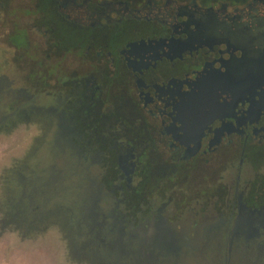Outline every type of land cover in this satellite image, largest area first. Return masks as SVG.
Returning a JSON list of instances; mask_svg holds the SVG:
<instances>
[{
    "label": "flooded vegetation",
    "instance_id": "flooded-vegetation-1",
    "mask_svg": "<svg viewBox=\"0 0 264 264\" xmlns=\"http://www.w3.org/2000/svg\"><path fill=\"white\" fill-rule=\"evenodd\" d=\"M8 25L27 86L0 73V131L43 125L34 206L62 194L132 264H264V0H0Z\"/></svg>",
    "mask_w": 264,
    "mask_h": 264
},
{
    "label": "rangeland",
    "instance_id": "rangeland-1",
    "mask_svg": "<svg viewBox=\"0 0 264 264\" xmlns=\"http://www.w3.org/2000/svg\"><path fill=\"white\" fill-rule=\"evenodd\" d=\"M24 18L23 15L19 17L18 23L20 26H23L25 21H27V19ZM72 31L73 30L69 29L67 25L60 24L57 29H54L53 35L67 47L70 42H74L75 34ZM7 33L13 34L16 42L23 38L20 36L18 37L16 33L14 34V27L8 25L6 30L0 32V53L3 52L5 45L10 49ZM31 40L35 41L38 40V38L33 35L31 36ZM4 54L7 55V53ZM20 56V53H15L11 57V61L19 59ZM41 57L42 54H39L35 50H32L30 53L24 52L23 54V60L31 59L37 61L41 60ZM70 60H72V58H70L69 61ZM7 63L8 61L5 60L3 64H0V73H5L3 67L4 64ZM32 150L33 149H31L30 155L26 158L22 168L16 171V177L24 189L22 195L23 200L17 205L19 210L15 215L11 216L10 219L0 221V224L3 225V228H7L11 224H18L20 227L26 226L29 231L41 232L42 238L39 241H33L26 247L18 245L17 251L23 255L43 257L44 259L40 261V264H132L128 258H121L114 255L112 252L108 251L106 247H102L106 245H98L94 239L78 238V235L76 236L77 228L74 231V225L72 223L74 217L72 209L70 208V201H64V196L61 197L62 194L56 197L50 196L49 199L51 203L48 207L42 208L32 204V197L30 195L33 194L35 189L41 188V185L34 186L32 183V180H34L33 175L30 177V180H26L29 170L27 159H31ZM41 154L42 152L39 151V155ZM30 164L32 168L37 167V163L30 162ZM0 179H2V177H0ZM25 201L28 202L27 205H25ZM29 216L31 220L28 219ZM214 233L216 234L218 231ZM65 240L67 241L66 246L63 243ZM216 241L217 242L214 241L209 246L214 250L222 249L224 244H219L218 240ZM111 248L112 250L116 249V247L113 246ZM5 254L6 250L2 239V231H0V258ZM7 254H12L11 248L7 249ZM62 254L64 259L60 260L59 257Z\"/></svg>",
    "mask_w": 264,
    "mask_h": 264
},
{
    "label": "clouds",
    "instance_id": "clouds-1",
    "mask_svg": "<svg viewBox=\"0 0 264 264\" xmlns=\"http://www.w3.org/2000/svg\"><path fill=\"white\" fill-rule=\"evenodd\" d=\"M4 53H7L5 55ZM15 54L14 49H8L4 46L3 52L0 53V64L5 60L3 71L13 81L12 90H19L27 86L25 80L26 73L19 71L16 65L11 62V57ZM9 110H14V106H10ZM43 125L37 121L27 124L17 119V127L10 133L7 130L0 131V221L10 219L19 210L17 205L20 203L23 195V186L16 177V171L22 168L26 158L30 155L33 147V138L41 134ZM25 201V205H27ZM31 220V217H28ZM42 227V226H41ZM2 239L6 254L0 258V264H40L43 257H35L23 255L17 251V246L26 247L33 241H39L42 233L38 231H29L28 228L20 227L18 224H11L7 228H3ZM64 245H67L65 240ZM12 249V254H7V249ZM64 259L63 254L59 257Z\"/></svg>",
    "mask_w": 264,
    "mask_h": 264
}]
</instances>
